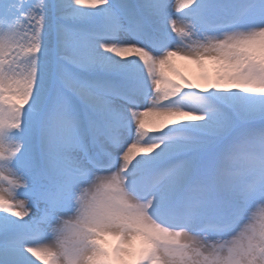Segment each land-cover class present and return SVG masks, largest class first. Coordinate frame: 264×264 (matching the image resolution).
Wrapping results in <instances>:
<instances>
[{"label": "snow or ice", "instance_id": "1", "mask_svg": "<svg viewBox=\"0 0 264 264\" xmlns=\"http://www.w3.org/2000/svg\"><path fill=\"white\" fill-rule=\"evenodd\" d=\"M38 262L264 264V0H0V264Z\"/></svg>", "mask_w": 264, "mask_h": 264}, {"label": "bare ground", "instance_id": "2", "mask_svg": "<svg viewBox=\"0 0 264 264\" xmlns=\"http://www.w3.org/2000/svg\"><path fill=\"white\" fill-rule=\"evenodd\" d=\"M176 64H177L181 69H183V68L186 66L187 62L177 60V61H176ZM65 218H67V217H65ZM38 264H39V262H38Z\"/></svg>", "mask_w": 264, "mask_h": 264}]
</instances>
